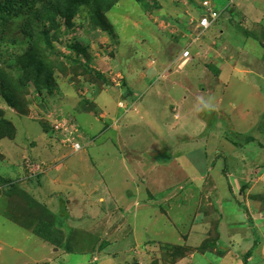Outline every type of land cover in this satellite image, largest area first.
<instances>
[{"label":"rangeland","instance_id":"rangeland-1","mask_svg":"<svg viewBox=\"0 0 264 264\" xmlns=\"http://www.w3.org/2000/svg\"><path fill=\"white\" fill-rule=\"evenodd\" d=\"M116 1L117 6L107 14L108 21L102 25L103 28L91 23L89 19L86 20L82 13L76 16L71 27L59 18L48 19L43 17L45 15H36L39 12L34 8H30L26 16L24 4L18 7L21 12L17 17L9 18L6 37L11 28L24 23L26 19L29 32L35 37V45L42 48L43 55L48 60L58 58L68 63V58L76 57L73 51L75 45L88 46L92 53L88 64L89 71L103 74L111 80L112 85L108 87V91L104 90L97 95L94 82L84 80L83 77L74 81L71 75H64L53 69L56 86H53L51 92L43 85L31 84L32 88L29 96L27 95L30 110L28 115H19L0 99V110L4 111L0 113V120H6L16 129L13 131L9 127L13 131V138H0V264H152L153 261V264H221L220 257L212 260L213 255L209 253L204 255L202 251L188 250L192 221L196 210L200 208L198 196H206L208 191H217L213 187L214 183L206 188L203 184L198 189L189 187L194 175H204L206 159L210 161L211 168L217 165L212 176L218 178V187L226 200L227 213L229 214L230 209L233 214L238 213L235 222L243 215L249 217V223L255 224L250 219L251 213L258 218L259 208H253V203L254 206L258 203L252 202L251 189L244 191V198L237 205L235 201L240 200V193L237 194L236 190L235 197L231 198L229 184L233 186V180L251 181L252 177L261 174L258 169L264 168V146H261L264 144L263 135L256 142L250 141L249 149L243 147V142L251 136L255 139L261 137V133L254 135L253 130H258L259 126L264 130V0H208L212 9L221 14L208 31H204L198 24L200 16L205 13L201 6L204 0H141L140 3H136V0ZM55 25L57 29H54ZM0 34L5 39L3 33ZM16 38L23 41L20 32ZM24 42L28 44V41ZM187 51L191 54L188 59L182 57ZM230 54L240 56L230 63L231 67L236 68L235 71L232 68L227 69L229 65H219L221 61L218 57ZM244 57L246 60L251 58L250 60L256 61L253 69L249 67L245 70L247 65L243 64ZM82 58L83 62L87 61L85 57ZM216 71L221 72L220 75L216 76ZM37 89L44 90L43 94L38 93ZM68 90L70 94H67ZM128 91L131 93L130 97H124ZM219 99L223 100V107L237 121L230 122L232 128L228 132L231 133V138L226 143L228 153L211 157L215 149L214 144H210L212 138L202 137L205 128L203 122L194 119L195 116L189 115L188 110L201 107L204 101L212 103ZM173 100L180 102L179 112L182 117L180 130L174 127V132L180 131L182 136H192L193 139L188 145L180 144L177 136L166 129L165 123L168 121H164L162 112L164 108L169 109L176 105ZM89 101L93 105L88 106ZM231 101L239 102L240 106L236 109L230 108L228 104ZM119 102L125 104V109L118 108ZM131 103L137 107L132 108ZM97 105L105 109L97 108ZM101 110L109 113V119L104 123L98 122L103 120L102 113H99ZM134 111H139L140 121L125 126L124 130L122 126L125 125V120L122 117ZM149 117L152 118L151 123L147 120ZM74 120L78 124L76 127L73 125ZM113 122L118 124L117 130L121 127L122 140H118L116 133L109 130ZM79 125L85 133L80 131ZM154 125L156 135L152 131ZM104 126L108 129L104 130ZM239 126L242 130L236 131ZM103 132L105 134L101 136ZM162 135L171 148L181 145V149L177 150L186 153L180 161L177 158L179 155L175 154L171 168L165 169L166 175L175 174V187L181 184L179 186L184 188L181 190L171 187L151 191L155 199L169 198L172 195L178 198L173 204V212L166 209L165 214L155 215L154 210L150 209L149 213L154 214L153 224L149 220V227L146 225L148 230L139 232L136 227L145 226V216L141 215L134 221V226L132 216L124 211L127 204L114 205L109 201L112 197L119 200L120 194L113 196L111 192L112 196H108L106 191L98 190L96 196L83 203L87 205V209L92 207L95 210L75 213L76 219H69L63 213L64 208L70 213L67 207L69 196L70 200L74 198L79 208L82 207L81 200H85V194L92 190V187L84 188L82 183L95 185L98 177L103 180L107 178L108 181L104 180L106 182L116 180L129 188L134 187L133 182L123 180L125 164L127 166V160L130 161L129 155L133 153L134 157L143 159L145 154L154 151V137L159 146H162ZM85 137H96L95 146L87 147L94 139L90 142ZM76 143L82 147L78 152H74L73 148ZM235 150L236 153L233 154ZM105 152L116 158V164H112L117 176L112 179V173H103L101 166V163L108 164L110 161L106 157L102 158V162L99 159ZM185 159L191 161V165ZM66 163L64 173L60 172V179L63 177V180L54 183L53 179H56L58 171ZM222 166H228V177L220 174ZM253 169L255 172L251 171ZM132 175L137 176L135 172ZM167 181L170 183V180ZM27 185L32 187L30 191L26 188ZM256 187H259L258 184ZM259 188L263 190L261 186ZM179 190L180 196L177 195ZM142 195L150 198L144 191ZM189 195L193 197H187ZM26 197L31 199L27 200ZM100 197L104 198V204L98 201ZM142 197L139 200L143 202ZM261 199L264 201V196ZM7 203H11V206L15 203L14 207L18 212L22 207L26 216H33L29 215L26 208L28 204L30 211L37 216V221H44L42 230L51 224L48 218H54L55 227L61 228L59 238L50 240L48 246L44 245L46 242L32 230L30 232L33 236L7 220L16 216L15 210L8 209L12 216L7 214V210L4 211ZM204 203L201 214L206 215L211 204ZM44 206L47 210L45 212ZM119 207L120 211L114 214L109 212ZM231 219L232 217L226 219L224 223H229ZM200 220L198 224L204 218ZM170 223L176 225L175 229L170 227ZM240 224L245 225L243 222ZM55 227L47 228V233L53 235ZM161 230H165L164 235L160 234L163 240H153L157 239V233ZM178 233L185 236L179 237L177 241ZM257 235L256 232L254 240L260 242H255V251L260 249L259 244L262 245L261 242L264 241L260 239L261 236L259 240ZM136 238H139L137 244L134 242ZM102 241L103 245L100 244ZM50 243L59 251L54 252L55 249L51 248ZM16 248H23L24 251L14 253ZM106 249L109 251L105 252ZM168 251H173V258H169L171 253H166ZM181 251L184 252L183 256H179ZM239 253L233 252L232 258L237 257L239 264H244L243 261L246 263L253 252L249 255ZM237 259L234 264H237ZM259 261L255 264H263ZM248 264H252L250 260Z\"/></svg>","mask_w":264,"mask_h":264},{"label":"crops","instance_id":"crops-1","mask_svg":"<svg viewBox=\"0 0 264 264\" xmlns=\"http://www.w3.org/2000/svg\"><path fill=\"white\" fill-rule=\"evenodd\" d=\"M238 57H240V56H235L233 54H230V56L218 57L219 60L221 61V63L219 62V65H221L222 67H225L227 65L230 66L231 61L237 60L236 58H238ZM248 59L249 60H246L245 57H244V60L242 59L244 61L243 64L246 63V65H247L245 67V70L249 69V67H251L253 69V64L256 62L253 59L250 60L251 58H248ZM238 60H240V59H238ZM247 62H248V64H247ZM249 62H252V63L249 64ZM239 64H237V65H239ZM229 68H232L231 70H233V71H235V69H236L235 67H231V66L228 67L227 69H229ZM252 69H250V70H252ZM216 72H218L219 75L221 73L219 71H216ZM145 76L148 77V75H145ZM159 78H161V77H159ZM167 78H165V79H167ZM207 92H208V89H206V93ZM67 94H70V90L67 91ZM130 95H131V93H129V91H128L127 95L124 94L123 96L124 97H130ZM260 95L262 96V93ZM260 95H259V97H261ZM262 97H264V95ZM173 99H175V97H173ZM222 101L223 100L219 99L217 101L212 102L214 104L204 101L201 107L196 106L194 108L195 110L191 109V108L188 110L189 115H194L195 116L194 119L197 118L198 121L203 122L205 128H204L202 137L211 136V138H212V139H210V144L211 145L214 144L215 149H214V151H212L211 157L221 155L223 153H228V152H226V151H228L226 148V146H227L226 143L229 140V138H231V136H230L231 133L228 132V131H231V128H232L230 126V122L233 123L234 121H237V120H234V117H232L229 112H227L228 109L227 108L225 109L223 107L225 105V103H223ZM172 102L176 103V105L172 106L169 109L164 108L163 112H162L164 121L165 122L168 121V123H165V125L167 126L166 129L169 132L171 130L170 134L177 136V139H178L180 144L188 145L189 142L193 139L192 136H190L189 134H185V136H182V135H180V131H178V133L174 132L175 128L180 130L179 128L181 127L182 117H181V114L179 112L180 102L174 101V100ZM117 105H118L119 109H125V104L123 102H119ZM131 105H132V108L137 107V105H134V103H131ZM228 105L230 108L236 109L237 107L240 106V103L239 102L237 103V101H231L230 104H228ZM99 108L105 109V108L100 107V106H99ZM103 111L104 112H102V110H101L99 112L100 114L102 113L101 115L103 117L102 121L98 120V122H101V123H104L106 119H109V113L107 112V110H103ZM248 111L249 110H247V112ZM148 116H150V115L148 114ZM150 117L147 119L148 122L152 121V118H150ZM122 119L125 120V125L123 124L122 127L124 128V130H126L125 126H129L131 124L136 123L137 121L138 122L140 121L139 111L137 113H136V111H134V112L130 113L128 116L122 117ZM141 119H143V116ZM117 126H118V124L116 122H113L110 125L109 130H112L116 133L118 140H122L121 135L123 138V133H122L123 131H122L121 127H118L119 129L117 130ZM257 128H258V126H257ZM106 129H108V128L105 127L104 130H106ZM260 129H261V127L259 126L258 130H253V131H255L254 135H258L261 133L260 138L255 139L254 136L253 137L251 136L246 142L245 141L243 142V144H244L243 147H245V149H249L248 144L250 141L256 142V140L258 141V140L262 139V135H263V141H264V130H262V129L260 130ZM234 130H236V129L234 128ZM240 130H242V129L239 126L236 131H240ZM152 131H153V134L156 135L155 125L153 126ZM105 132H103L101 134V136H103L105 134ZM161 137L163 139L162 146H159V143H158L156 137H154L153 139L156 140V142H154L155 149L151 153L145 154V157L143 159H141L140 157H134L133 153H132V155L131 154L129 155L130 161L127 160V166L125 164V173H124L125 177L123 180L126 182H133L135 184L134 187L129 188L125 184L119 183L116 180H113L114 182H106V181H108L107 178H104V180H106V181H104L102 178L98 177V179H97L98 181L95 182V185H85V183H82V186L84 188L92 187V190L88 191L87 194H85L87 197L85 200H83V199L81 200V206H82L81 208H79V204L77 202H75L74 198H73V200H70V196H69L68 200H67V202H69L67 204V207H69L70 213L66 212L65 208L63 207V203L66 204V202H63L62 200H60L61 202H63L61 205L62 208H64L63 213H65L69 219H76L75 213H78V212L87 213V212L91 211L94 208L91 207L90 209H87L86 208L87 205L83 204V203H86L90 199V197L92 198V197L96 196V193L98 192V190L106 191L108 193V196H112V195L115 196V195H117V193L120 194L119 200L118 199L114 200L112 197L109 201H112L114 203V205L118 204V203L123 204V205L127 204L124 211L125 210L128 211L127 214L132 216L131 218H132V222H133L134 226H136L134 221L136 222V220H138L141 215L145 216V218L147 219L145 226L142 228L136 227V231H139V232H141V231L145 232L144 229L148 230V227L150 225L148 221L151 220L152 224H153V215L154 214L155 215H159V214L163 215L166 213V209L173 212V204H174L175 200L178 198H174V195H172L169 198H157V199H155L152 196L151 191H153V190L160 191V190H164L165 188L175 187V185L173 184V181L175 180V174L174 173H168L166 175L165 169L171 168V166H172L171 164L173 163L174 159L176 158L175 154L179 155L177 158L180 161L182 158L184 159L186 153L184 151L177 150V149H181V147H180L181 145L180 146L178 145L179 146L178 148H171L170 145L165 141V136L162 135ZM84 139H86V141H88L90 139L89 140L90 142L93 141L92 139H94L93 143H91V144L89 143V145H87V147H93L97 143L96 137L95 138L85 137ZM233 139H235V137ZM236 140H238V139H236ZM259 144L261 145V143H259ZM236 145H237V142H236L235 146ZM261 146L263 147L264 144ZM232 149H234L233 145H232ZM188 151L190 152V150H188ZM74 152H78V151H74ZM105 153L106 154L104 156H100L99 159L102 162V158L106 157V160L108 159L110 161L108 164H102L101 163V166L104 169L103 173H105V172L106 173H112V175L110 177L112 179L113 177L117 176L116 169H113L114 165L112 164V163L116 164V158H113V156L111 154H109L108 152H105ZM232 153L233 154L236 153V150H235V152L233 151ZM193 155H196V153H193ZM185 160L187 161L188 164L191 165V161H189L188 159H185ZM206 161L207 162H205L204 175L203 176L194 175V177L191 180L192 185L189 187L194 188V189L195 188L198 189V188H200V185L203 184V186L206 188V187H209L210 184L214 183L213 187L217 191L210 192L207 190L208 192H206L207 193L206 196H203V197L198 196V198L200 199V201H199L200 208L196 210L197 213H195L193 221H192L193 225L191 227H193V228H191L192 234L188 238V239H190V242H188L189 246H190L188 248V250H192L193 252H199V251L201 252L202 251L205 253L204 255H207L206 253H209V254L213 255L212 260H215L214 258H216V257H220L219 262H221V264H234V260L237 259V257L235 259L232 258L233 252H240L244 255H245V253H247L249 255V253L253 252L252 255H249L250 256V258H249L250 263L255 264V263H257V260H260L264 264V253H263L264 252V241L261 242L262 245L259 244L260 249L258 251L253 250V248H255L256 243L260 242V241L254 240V237L256 236V232L258 233V235H257L258 239L261 236L260 239L264 240V210H263L264 209V201L261 199V197L264 196V194H263V192H264V174H263L264 168L258 169V171L261 172V174H258L256 177H252L251 181L245 182V181H240V180H237V181L233 180V186L228 183L229 189H230L229 193H230L231 198H233V196L235 197V194L237 193L236 190H238L237 194L240 193L239 195L241 196V198H240V200L237 199L235 201L236 204L237 203L239 204L240 203L239 201L242 202L244 195H245L244 191H247V190L249 191L251 189L250 197L253 198L252 202L258 203V205H256L257 207L254 206V203H253V208L254 207L259 208V210L257 211L258 218H255V215L253 213H251L250 219L252 221L254 220L255 224H253V222L249 223V217H245V216L243 217V215L240 217V220L235 222V220L238 216V213L236 212L235 214H233L232 212H230L231 209L229 210V214L227 213L228 209L225 208V206H226L225 201L226 200H225L223 193L221 192V190L218 187V185H220L217 181L218 178L216 179L215 176H212L214 171H216L217 165L215 164L211 168L210 167L211 163H209L210 161L208 159H206ZM240 161L243 162V160H240ZM129 162H130V164L128 165ZM208 164H209V166H207ZM66 167H67V163L60 168V171H58L59 175L56 177V179H53L54 183L55 182L60 183L63 180V177H62V179H60V172L62 171V173H64V169H66ZM227 167L228 166H226V167L222 166V168H220V174H222L223 176H225V174H226L228 177L229 175L226 173ZM179 170H181V165L179 166ZM251 171L255 172V169H253ZM132 172H135L137 174V176H133ZM177 174H178V176H180V172H178ZM222 175H220V178H222ZM167 180H170V183ZM251 182H253V183H251ZM261 182L263 184H261ZM197 184H199V187L197 186ZM257 184L259 187L261 186L263 188V190L259 187H256V188H259V189H256L255 186ZM179 185H181V184H179ZM179 185L175 188H179V189L184 188V186H179ZM38 187L39 186H36V188H38ZM26 188L29 191L32 189V187H29L28 185L26 186ZM143 191L146 194L150 195V198L142 197ZM111 192H112V195H111ZM178 193L179 194H177V195L180 196L181 191ZM246 194L249 195V193H246ZM141 197H142V199H144L143 202L139 200ZM187 197L191 198L193 196L189 195ZM205 197H207L208 199H205ZM190 198H186V199L189 200ZM98 201L101 202L102 204L105 203V200L103 197H100L98 199ZM204 202L211 204V208H210V210L207 211L206 215H205V213L201 214V210H202L201 208L203 205H205ZM227 205L229 206L230 204H227ZM150 209L154 210V214L149 213V212H151ZM120 210H121V208L119 207L117 209H111L112 212L111 211H109V212L111 214H114L115 212H118ZM248 211H249V209H248ZM248 216H249V214H248ZM230 217H232V219L230 221H228L229 223H224L226 221V219L228 220V218H230ZM202 218H204V220L200 224H198L199 220ZM241 222L245 223V225H241L240 224ZM13 223L17 224L24 231H26L28 234L33 236L32 232L34 231V225H35L34 223H29V225L25 224V226L21 222H19V223L13 222ZM170 227L175 229L176 225L170 223ZM208 227L210 228L209 229L210 231L208 230ZM235 227H238V228H235ZM229 228L231 229L230 231H229ZM30 230H32V232H30ZM164 231L165 230H161V232H158L157 234H159V235H157V239H153V240H163L162 236L160 234L162 233L164 235ZM253 231H254V233H253ZM212 235H214V236L211 238L210 236H212ZM184 236H182L181 234L178 233L177 241L179 240V237H184ZM29 238L31 239V237H29ZM142 238H145V237H142ZM197 238L199 240H197ZM138 239L139 238H136L134 240L135 244H137L139 242ZM180 239H182V238H180ZM185 240H183V241H185ZM45 242L46 243H43V244L48 246L49 243L47 241H45ZM0 243H1V239H0ZM186 243H187V241H186ZM100 244L103 245L104 241H102V243H100ZM50 246L52 249H55L54 252L59 251V249L54 248L55 246L51 245V243H50ZM175 246H179V245L175 244ZM186 246H188V245H186ZM23 251H24L23 248H21V250L19 248L14 249V253H21ZM107 251H109V250L106 249L105 252H107ZM222 253H224V254H222ZM240 253H239V255H240ZM5 260H7V259H5ZM93 261H96V259ZM248 261L246 263L243 261V263L248 264ZM153 262H152V264H153ZM236 262H237V264H239L238 259ZM136 264H141V263L137 262Z\"/></svg>","mask_w":264,"mask_h":264},{"label":"trees","instance_id":"trees-1","mask_svg":"<svg viewBox=\"0 0 264 264\" xmlns=\"http://www.w3.org/2000/svg\"><path fill=\"white\" fill-rule=\"evenodd\" d=\"M117 2L116 0H0V32L3 33V37L5 38L2 39V35L0 34V99L2 102L19 115H28L30 110L28 108L27 95L29 96L30 89L32 88L31 84L33 83L37 86L43 85L48 89V92H51L54 89L53 86H56V81H54L52 74L53 69H57L64 75H71L74 81L83 77L84 80L94 82V87L97 92L95 93L97 95L100 92H104V90L108 91V87L112 85L111 80L99 72L89 71L88 69V64L92 58V53L89 52L90 49L88 46L81 44L75 45L73 51L76 53V57L68 58V63H65L58 60V58L48 60L43 55L42 48L37 46V44L35 45L36 42L33 40L35 37L29 32V24L26 19L24 23L18 24V26L11 28L10 31L8 30L7 37L5 32L6 25L10 24L9 18L17 17L21 12V8L18 7L23 4L25 6L24 11L26 16L30 11L29 9L34 8L36 12H39L36 15H45L43 17L48 19L53 17L59 18L71 27L74 25L76 16L82 13L86 20L89 19L91 23L103 28L102 25H105L108 21L107 14L117 6ZM140 2L141 0H136V3ZM17 4L19 5L17 6ZM54 29H57V25L54 26ZM19 32L22 35L23 41L16 38ZM24 41H28V44ZM82 56L87 61L83 62ZM216 73V76H218V72ZM37 90L40 94L44 92L42 89ZM87 104L88 106L93 105L90 101ZM2 111L0 110V113ZM73 125L75 127L78 125L75 120L73 121ZM9 127H12L14 129L13 131L16 130L6 120H0V138H13V131L11 132ZM78 127L81 132H84L80 125ZM30 197H26V199L30 200L32 198ZM35 202L38 203V201ZM4 204L3 206H5ZM10 204H6L7 207L4 211H8V209L15 210L14 215L16 216L14 218L11 217V219L7 218L9 221L21 222L24 226L25 224L35 223L33 232L44 241L50 242V240L53 241V238H59L58 233L61 234V229L60 227H55L56 222L54 218H48L51 224H48L46 229L42 230L41 225L44 221H37V216L30 211L28 204L26 208L29 211V215L32 214L33 216H26L24 214L25 210L22 207L18 212L17 208L14 207L16 204L12 203V206ZM11 210L7 214H11L12 216ZM45 211H47L46 208L43 212ZM48 214L50 213L48 212ZM36 221L38 222L37 224ZM54 227L56 229L55 233L49 235L47 228L52 229ZM166 253H171L169 258H173V251ZM183 254L184 252L181 251L179 256H183ZM175 256H177L176 253Z\"/></svg>","mask_w":264,"mask_h":264},{"label":"built area","instance_id":"built-area-1","mask_svg":"<svg viewBox=\"0 0 264 264\" xmlns=\"http://www.w3.org/2000/svg\"><path fill=\"white\" fill-rule=\"evenodd\" d=\"M203 7L205 9V13L200 17L199 27L203 30H206L218 19L220 14L212 9L211 3L209 1H204ZM182 57L188 59L191 57V54L189 51H187L182 55ZM73 148L75 151H79L82 147L79 143H76L74 144Z\"/></svg>","mask_w":264,"mask_h":264},{"label":"clouds","instance_id":"clouds-1","mask_svg":"<svg viewBox=\"0 0 264 264\" xmlns=\"http://www.w3.org/2000/svg\"><path fill=\"white\" fill-rule=\"evenodd\" d=\"M204 1H208V0H204ZM204 1H203V2H204ZM233 1H234V0H232V2H233ZM209 2H210V1H209ZM210 3H211V2H210ZM211 5H212V4H211ZM202 7H203V5H202ZM203 8H204V7H203ZM203 14H204V13H203ZM203 14H202V15H203ZM219 14H220V13H219ZM202 15H201V16H202ZM201 16H200V17H201ZM220 17H221V14H220V16L218 17V19H219ZM218 19H217L215 22H217ZM215 22H214V23H215ZM214 23H212V25H213ZM198 24H199V22H198ZM212 25H211L208 29H206V30H204V31H208V30L212 27Z\"/></svg>","mask_w":264,"mask_h":264},{"label":"bare ground","instance_id":"bare-ground-1","mask_svg":"<svg viewBox=\"0 0 264 264\" xmlns=\"http://www.w3.org/2000/svg\"><path fill=\"white\" fill-rule=\"evenodd\" d=\"M200 20V19H199Z\"/></svg>","mask_w":264,"mask_h":264}]
</instances>
